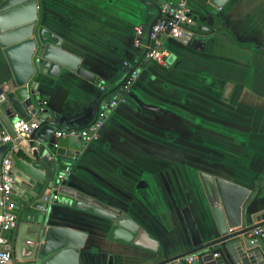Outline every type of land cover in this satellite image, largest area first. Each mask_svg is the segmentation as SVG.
Listing matches in <instances>:
<instances>
[{"label": "crops", "instance_id": "obj_1", "mask_svg": "<svg viewBox=\"0 0 264 264\" xmlns=\"http://www.w3.org/2000/svg\"><path fill=\"white\" fill-rule=\"evenodd\" d=\"M36 1L38 25L96 77L91 83L62 70L38 79L37 112L27 119L44 118V128L54 124L57 131L94 122L108 96L100 99L140 60L136 29L148 31L161 18L162 3H184L198 25L221 23L233 37L198 31L182 43L160 34L164 63L139 67L126 101L110 111L96 139L79 143L75 162L66 161L68 171L49 164L54 187L62 174L64 185L125 213L159 242L151 253L109 240L108 220L55 205L53 225L66 229L78 264H158L218 239L199 172L247 189L241 225H264L255 221L264 213V0H228L221 9L209 0ZM10 76L0 56V82ZM233 138L236 165H208L214 154L224 163ZM195 143L204 149L201 165L186 158L178 163V154H193ZM19 193L14 188L15 206Z\"/></svg>", "mask_w": 264, "mask_h": 264}, {"label": "water", "instance_id": "obj_2", "mask_svg": "<svg viewBox=\"0 0 264 264\" xmlns=\"http://www.w3.org/2000/svg\"><path fill=\"white\" fill-rule=\"evenodd\" d=\"M227 2L209 0L215 9H221ZM209 30L198 25L194 32ZM189 35L187 32L182 43L189 41ZM61 44L59 37L38 25L36 0H0V56L11 73L0 82V163L15 145L18 151L10 153L14 174L12 192L14 188L20 191L15 206L17 223L7 247L11 259L7 264H78V249L70 245L66 229L53 225L55 205L102 217L111 223L109 240L156 253L159 242L125 213L64 185L63 179L54 187L49 164L68 171L66 161L75 162L81 139L57 138L58 128L54 124L46 127L48 132L44 131V118L28 138H18L12 133L14 122L36 114L35 87L40 77L55 78L67 70L95 82L92 73L79 67L80 59L63 50ZM121 84L106 93L100 102ZM7 134L12 142H3ZM198 178L220 237L158 264H187L188 256H196L192 264H264V240L252 241L248 234L256 227L241 225V210L249 191L206 173L199 172ZM255 221L264 222V213Z\"/></svg>", "mask_w": 264, "mask_h": 264}, {"label": "built area", "instance_id": "obj_3", "mask_svg": "<svg viewBox=\"0 0 264 264\" xmlns=\"http://www.w3.org/2000/svg\"><path fill=\"white\" fill-rule=\"evenodd\" d=\"M161 18L148 31L138 27L136 29L135 47L141 55L135 68H132L122 82L119 88L108 95L107 101H104L96 113L94 122L80 130L56 131L57 138H77L81 142H89L97 138V134L106 124L109 113L119 104L126 101L130 86L139 75V67L152 63H164L166 53L161 48L158 36L165 34L175 40L184 39L187 32L191 39L194 30L198 26L196 19L191 15L184 3L170 4L162 3L160 7ZM153 46H156L154 48ZM41 122L29 119H18L11 126L12 133L18 138H28L29 135L37 130ZM3 142H12L10 135L3 138ZM9 150L0 163V264H7L11 259L10 251L7 249L10 244L13 229L16 227L17 214L15 212V203L12 200V186L14 183L13 165ZM63 175L57 176L60 182ZM252 241L264 239V227H258L248 234ZM196 256H188L185 259L187 264H192Z\"/></svg>", "mask_w": 264, "mask_h": 264}, {"label": "rangeland", "instance_id": "obj_4", "mask_svg": "<svg viewBox=\"0 0 264 264\" xmlns=\"http://www.w3.org/2000/svg\"><path fill=\"white\" fill-rule=\"evenodd\" d=\"M194 141L197 142L199 140H194ZM230 144H231V148L227 147L229 149H227V148L225 149L224 163L223 164L221 163V161H218L216 154H214V155H211L214 157H213V159H210L208 165H236V139L233 138V140ZM225 145L229 146V144H227V142L225 143ZM182 149H184V148H182ZM187 151H188V149H187ZM192 152H193V154L189 153L190 155H185V156L178 154V156H177L178 163L181 162L182 160H184V158H186L190 165H201V161H200V158L202 159L201 152L203 153L204 149L201 148L199 143L198 144L195 143V144H193Z\"/></svg>", "mask_w": 264, "mask_h": 264}, {"label": "trees", "instance_id": "obj_5", "mask_svg": "<svg viewBox=\"0 0 264 264\" xmlns=\"http://www.w3.org/2000/svg\"><path fill=\"white\" fill-rule=\"evenodd\" d=\"M211 31H225V32H227L231 37H232V35H231V33L229 32V30L224 26V25H222L221 23L219 24V26H218V23L216 24V25H214L211 29H210ZM233 38V37H232Z\"/></svg>", "mask_w": 264, "mask_h": 264}]
</instances>
